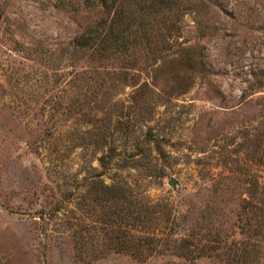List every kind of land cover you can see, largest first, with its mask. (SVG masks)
<instances>
[{"label": "rangeland", "instance_id": "rangeland-1", "mask_svg": "<svg viewBox=\"0 0 264 264\" xmlns=\"http://www.w3.org/2000/svg\"><path fill=\"white\" fill-rule=\"evenodd\" d=\"M0 264H264V0H0Z\"/></svg>", "mask_w": 264, "mask_h": 264}, {"label": "trees", "instance_id": "trees-1", "mask_svg": "<svg viewBox=\"0 0 264 264\" xmlns=\"http://www.w3.org/2000/svg\"><path fill=\"white\" fill-rule=\"evenodd\" d=\"M117 7H119V9H121L120 4L117 5ZM110 10H112V8H109V11H110ZM112 11H113V14H112V16H111L109 22H110L111 24H114V23H115V25H119V24L122 23V21L124 20V14H122V13H118V10H117V9L112 10ZM118 14H119L120 20H117V18H118ZM104 23H105V22L103 21V24H104ZM97 27H98V24L95 25V27H90L89 30H87V33L85 32V33H83V35H80L79 39L81 38V39L85 40L86 42H87V40L92 39V36H91L90 32H91L92 30H95ZM117 27H118V26H117ZM90 30H91V31H90ZM86 34H87V35H86ZM81 39H80V40H81ZM93 39H96V38L93 37ZM97 43H98V42H97Z\"/></svg>", "mask_w": 264, "mask_h": 264}, {"label": "water", "instance_id": "water-1", "mask_svg": "<svg viewBox=\"0 0 264 264\" xmlns=\"http://www.w3.org/2000/svg\"><path fill=\"white\" fill-rule=\"evenodd\" d=\"M169 184H170L171 186H175V184H176V180H175L174 178H171V179L169 180Z\"/></svg>", "mask_w": 264, "mask_h": 264}]
</instances>
